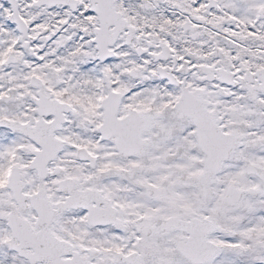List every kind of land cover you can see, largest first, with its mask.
<instances>
[{"label": "snow or ice", "instance_id": "6c2138e0", "mask_svg": "<svg viewBox=\"0 0 264 264\" xmlns=\"http://www.w3.org/2000/svg\"><path fill=\"white\" fill-rule=\"evenodd\" d=\"M0 264H264V0H0Z\"/></svg>", "mask_w": 264, "mask_h": 264}]
</instances>
